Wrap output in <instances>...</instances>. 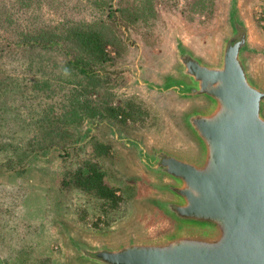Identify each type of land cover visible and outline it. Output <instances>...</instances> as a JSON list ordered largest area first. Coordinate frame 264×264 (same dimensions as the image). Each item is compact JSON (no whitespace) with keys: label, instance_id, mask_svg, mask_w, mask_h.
Returning <instances> with one entry per match:
<instances>
[{"label":"rangeland","instance_id":"obj_1","mask_svg":"<svg viewBox=\"0 0 264 264\" xmlns=\"http://www.w3.org/2000/svg\"><path fill=\"white\" fill-rule=\"evenodd\" d=\"M235 20L264 89V0H0V126L20 148L0 151V264H100L93 252L167 228V177L147 161L191 145L187 117L204 103L169 77L185 74L182 50L219 57ZM75 24L104 35L109 63L63 41ZM42 25L61 44L9 48ZM89 162L117 202L66 185Z\"/></svg>","mask_w":264,"mask_h":264},{"label":"water","instance_id":"obj_2","mask_svg":"<svg viewBox=\"0 0 264 264\" xmlns=\"http://www.w3.org/2000/svg\"><path fill=\"white\" fill-rule=\"evenodd\" d=\"M232 38L216 59L182 50L191 76L169 77L204 103L191 145L159 153L167 228L93 252L100 264H264V89Z\"/></svg>","mask_w":264,"mask_h":264},{"label":"trees","instance_id":"obj_3","mask_svg":"<svg viewBox=\"0 0 264 264\" xmlns=\"http://www.w3.org/2000/svg\"><path fill=\"white\" fill-rule=\"evenodd\" d=\"M113 16L115 17V11L113 12ZM57 28L58 27H49L47 25H42V27L35 28L34 30L33 28H27L24 31L25 40H23V42H11L8 46L10 49H13V47L14 49H16V55H23L24 52H27L32 48L40 47L42 49H46L55 44H61L58 40H47L50 31H54ZM64 34V42L72 38L78 40L89 52L91 58L100 61L102 64H107L111 61V57L107 53L108 42L106 38L92 24H87L84 26H76L75 24L72 28L66 29ZM6 49H0L1 55H5ZM0 70H2V68H0ZM0 84L5 86V84L8 83L5 79L0 77ZM121 109L124 112L123 108ZM113 110H115L117 113L118 109L115 108ZM122 113L118 111L116 115L119 116L122 115ZM5 132H7L8 137H6V134H4ZM0 133L1 135L4 134V137L2 139L0 138V151L8 149H11L13 152L19 151L20 148L14 145V131H12L11 127L9 129L3 130L0 126ZM101 147L103 148V151L105 148L107 152L106 155H109V151L111 148L106 145L104 146V144H101ZM23 156L25 159L28 158V155L26 156V154ZM24 158L22 161L20 160L21 158L18 160L23 162L25 160ZM86 167L88 169V172L80 170L78 173L70 176V179L66 182V185H74L79 189L98 196L99 198H102L104 200H107L108 202H117L118 197L116 191L111 188L110 185L106 182L107 174L104 169H102V166L97 162H89Z\"/></svg>","mask_w":264,"mask_h":264},{"label":"flooded vegetation","instance_id":"obj_4","mask_svg":"<svg viewBox=\"0 0 264 264\" xmlns=\"http://www.w3.org/2000/svg\"><path fill=\"white\" fill-rule=\"evenodd\" d=\"M234 26H235V34L232 38V41L230 44L234 43L235 41H240L239 49L240 52H244L247 49V44H246V38L244 36V28L243 24L240 21H234ZM193 59L187 55H184L182 58V65L183 67L188 66V64L192 61ZM184 73L190 77L191 74L187 70L184 71ZM193 80V79H192ZM178 91L184 92V93H189L190 88L187 86H184L183 84H180V87L178 88ZM164 157L162 156H156L155 158L148 160L149 167L155 168L157 170H160V166L163 165L164 162ZM95 259V258H94Z\"/></svg>","mask_w":264,"mask_h":264}]
</instances>
